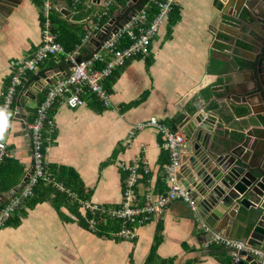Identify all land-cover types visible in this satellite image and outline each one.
Segmentation results:
<instances>
[{"label": "crops", "instance_id": "1", "mask_svg": "<svg viewBox=\"0 0 264 264\" xmlns=\"http://www.w3.org/2000/svg\"><path fill=\"white\" fill-rule=\"evenodd\" d=\"M50 1L52 11L60 14L57 7L62 4L73 15L89 2ZM176 2L179 20L169 25V15L163 19L150 42L149 56L130 59L116 69L108 81L110 88L108 79L104 81L109 107L89 96L78 108L55 107L49 112L51 125L44 130L49 179L39 182L34 195L0 227V264H231L228 250L214 244L205 247L208 235L200 230L202 221L181 200L135 228L133 238H121L108 228L99 232L97 227L100 218L103 224H111L109 228L119 224L122 228V221L107 213L122 200L126 175L118 166L121 162L143 159L148 169L139 171V199L146 194L154 199L168 189L165 180L164 192L156 188L157 176L163 177L168 161L162 136L145 129L128 139V131L137 123L155 118L174 130L184 115L204 106L205 112L218 117L216 136L225 146L234 137L241 139L247 132L259 135L264 130L263 116H258L261 123L253 117L235 121L223 101L226 89L236 90L251 81L260 85L258 77L264 79V0L230 5L226 0ZM43 3L0 0V106L10 82L9 62L27 57L40 41ZM245 5L252 7L255 22L243 9ZM113 12L110 18L120 9ZM32 83L27 85L26 96L17 95L18 114L9 115L10 127L0 138L7 143L15 182L7 190L0 189V207L18 193L16 189L32 170L24 122L32 120L35 107L44 99L43 91L34 92ZM29 100L35 104L28 106ZM37 193L44 194L31 206L39 199ZM84 202L104 208L105 214L91 216ZM91 218L93 229L89 228ZM240 224L210 229L249 240L248 230ZM254 240L253 246L264 255V239ZM241 264L250 263L243 260Z\"/></svg>", "mask_w": 264, "mask_h": 264}, {"label": "built area", "instance_id": "2", "mask_svg": "<svg viewBox=\"0 0 264 264\" xmlns=\"http://www.w3.org/2000/svg\"><path fill=\"white\" fill-rule=\"evenodd\" d=\"M116 0H89L86 10L89 15L79 21L73 19V12L68 20L60 14V18L69 23L82 24L85 27V34L79 44L67 52L57 42L56 34L52 31L50 13L54 6L50 0H44L41 9L40 41L35 50L25 58L9 62L10 82L2 95L3 103L0 109L6 114L17 115L15 103L17 95L22 92L26 96V77L29 73L37 75L43 63L51 58L54 61V68L46 70L38 81L31 84L35 86L34 92L43 91L44 99L35 107L31 121L25 120L24 126L26 135L30 141L31 172L25 176L23 185L16 189L12 195L2 204L0 208V227L22 207L25 200L34 195V189L41 181H48L46 175L45 142L47 137L44 130L51 125L49 112L55 107L78 108L85 104L89 96H93L103 107H109L110 94L105 88L104 81L107 80L116 69L122 67L126 61L136 57H148L151 40L158 32L165 17L168 16L172 7L177 5L176 0L157 2L148 0L143 6L135 9L126 17L124 23L117 27L114 33L108 32L98 47L90 44V39L103 31L97 22L103 16H108L109 7ZM77 2V0H75ZM150 4L158 7V12L152 19L148 18L147 9ZM113 14H115L113 12ZM112 14V15H113ZM110 18V17H109ZM108 18V19H109ZM94 19L96 20L94 22ZM89 25V27L87 26ZM90 47L92 49H90ZM68 67V71L64 67ZM41 82V83H39ZM38 84V86H36ZM22 119V117L20 118ZM8 121V130L11 124ZM145 129H153L162 136V148L167 151L168 161L163 166V178L168 186L166 193L157 195L151 199L147 194L139 199L136 188L140 176V170L147 172L143 159H135L132 163L121 162L118 166L125 172V180L122 187V200L120 206L108 211L112 218L122 221V228L116 235L121 238H133L135 228L145 224L152 216L159 217L165 209L175 200H181L189 209L194 211L190 192L193 188L190 185L184 186L185 166L187 164L189 149L187 150V138L181 128L169 129L162 122L155 118H149L139 122L128 131V139L136 132ZM9 157L7 143L0 142V167L5 158ZM83 207L91 216L105 214V209L90 202H84ZM130 226L131 228H129ZM89 228H95L94 219H90ZM200 230L208 238L205 239V247L214 244L229 251L231 264H241V261L253 257L264 260L262 251L254 247L248 240L230 238L220 231L211 229L202 222Z\"/></svg>", "mask_w": 264, "mask_h": 264}, {"label": "water", "instance_id": "3", "mask_svg": "<svg viewBox=\"0 0 264 264\" xmlns=\"http://www.w3.org/2000/svg\"><path fill=\"white\" fill-rule=\"evenodd\" d=\"M141 2L127 0L118 15L103 25V31L90 39V44L98 47L108 37V32L114 33L129 13L140 7ZM233 3L244 4L245 0H226L225 4ZM57 8L68 20L71 13L65 6L60 4ZM243 9L255 22L252 7L245 5ZM239 13H236L235 19ZM64 70L68 71V67L65 66ZM258 80L260 85L251 81L243 83L242 88L236 90L233 87L226 89L223 101L235 121H246L253 117L257 123H261L258 116L264 117V79L258 77ZM195 109V112L184 115L179 124L187 137L189 149L186 177L182 184L193 188L190 195L196 207L194 212L206 226L213 229L222 230L229 223L235 225L240 221V226L249 232V243L256 244L254 239H264V130L259 135L247 132L241 139L234 137L225 146L216 136L218 117L205 112L204 106ZM242 110L245 113H239ZM246 261L264 264V261L253 257Z\"/></svg>", "mask_w": 264, "mask_h": 264}, {"label": "trees", "instance_id": "4", "mask_svg": "<svg viewBox=\"0 0 264 264\" xmlns=\"http://www.w3.org/2000/svg\"><path fill=\"white\" fill-rule=\"evenodd\" d=\"M155 1H157L158 3L159 2L161 3V2H165L166 0H155ZM126 2H127V0H116L115 3L109 7L108 16L101 17L100 20L97 22L98 26L99 27L103 26L104 23L106 22V20H108V18L112 15L114 9L115 8L116 9H122L126 5ZM147 2H148V0H142L140 7H143ZM41 3H42V0H36V4H38L39 6H41ZM68 3H70V0L68 1ZM77 10H79V12L77 14H74V16H73V19L75 21L81 20L82 18L87 16L88 13H90V11L84 9L83 6H79ZM157 12H158L157 5L150 4L149 8L147 9L148 18L152 19ZM52 13H53L51 15L52 26H53L52 31H53V33L56 34L57 42L63 46L65 51L69 52L74 48L75 45L80 43L81 38L85 34V27H84V25H81V24L66 22L64 19L60 18V14L57 11L53 10ZM168 15H169L168 16L169 25H174L179 20V9H178L177 5L172 7V9ZM95 21L96 20L94 19V22ZM79 25H81V26H79ZM82 26H83V29H82ZM54 66H55L54 61L51 58L47 59L43 63V69L41 66L40 72L37 75H34L32 73H29L27 75L26 81H25V86H27L28 84H30L33 81H36L38 79V77L44 75L43 73L46 70L52 69V68H54ZM113 76L111 75V77H109L108 80L106 81L107 88H110V84H108V81L110 79H112ZM165 152H166V150H165ZM13 172H14V168H12V166H11V161H9L7 158H5L3 160V163L1 164V167H0V189L1 190H7L9 187H11L12 185L15 184L14 179H13V176H14ZM163 180H164V178L162 176H160V175L157 176L156 188L158 189V192H160V193L164 192ZM37 194L39 196V199L35 198L34 200L32 199L33 201L30 200V201H32L30 204L31 206L36 204L37 202L41 201L40 197H42L44 193H37ZM97 222H98L97 227H98L99 232L104 230L105 228H108L110 231H114V232H119V230H120V224L119 225H113V227L109 228L111 226L110 223L106 222L107 224H103V222L100 218L97 219ZM129 228H131V227L129 226Z\"/></svg>", "mask_w": 264, "mask_h": 264}, {"label": "clouds", "instance_id": "5", "mask_svg": "<svg viewBox=\"0 0 264 264\" xmlns=\"http://www.w3.org/2000/svg\"><path fill=\"white\" fill-rule=\"evenodd\" d=\"M9 115H10V113L6 114L4 109H0V138H2L3 132L5 131V129L8 126Z\"/></svg>", "mask_w": 264, "mask_h": 264}, {"label": "rangeland", "instance_id": "6", "mask_svg": "<svg viewBox=\"0 0 264 264\" xmlns=\"http://www.w3.org/2000/svg\"><path fill=\"white\" fill-rule=\"evenodd\" d=\"M34 104H35L34 101H32V100L28 101V106H33Z\"/></svg>", "mask_w": 264, "mask_h": 264}]
</instances>
